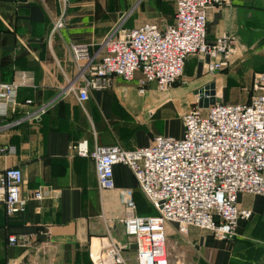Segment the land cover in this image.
Listing matches in <instances>:
<instances>
[{
    "label": "crops",
    "instance_id": "0c3cea01",
    "mask_svg": "<svg viewBox=\"0 0 264 264\" xmlns=\"http://www.w3.org/2000/svg\"><path fill=\"white\" fill-rule=\"evenodd\" d=\"M69 1L66 26L53 31L59 0H0V82L25 81L18 91L21 110L0 119V147H16L15 154L0 153V173L20 167L22 195L29 199L24 214L9 215L0 204V264H89L90 245L96 241L92 248L97 250L98 239L113 237L126 244L123 219L129 192L137 209L152 205L125 164L114 167L115 188L100 189L94 160L77 154L73 145L87 139L91 150L116 143L135 149L149 145L158 134L181 138L182 116L199 107V89L216 82L217 101L245 103L250 96L237 100L227 92L223 98L228 78L236 72L251 78L250 91L254 74L264 71V0H232L209 9L207 23L209 42L225 34L235 38L237 52L228 67L211 71L209 57L191 55L179 82L167 90L151 83L140 93L137 78L127 82L113 77L110 87L91 89L89 99L81 102L68 87L84 85L73 45L89 43L94 53L115 29L146 22L165 28L175 20V0ZM126 22L132 27L122 28ZM237 87L230 84V92ZM28 99L33 102L27 104ZM42 105L46 111L38 117L8 125ZM133 181L149 206L136 194ZM44 185L54 196L39 203L33 192ZM238 203L253 213L239 222L233 240L193 226L181 231L176 223L168 225L169 263L264 264V195L241 193ZM22 233H37L38 239L28 248L8 244L9 235ZM123 253L128 264H139L136 250L129 246Z\"/></svg>",
    "mask_w": 264,
    "mask_h": 264
},
{
    "label": "built area",
    "instance_id": "2783aa9c",
    "mask_svg": "<svg viewBox=\"0 0 264 264\" xmlns=\"http://www.w3.org/2000/svg\"><path fill=\"white\" fill-rule=\"evenodd\" d=\"M231 2L175 0V20L165 28L146 22L129 30L115 29L104 38L100 52L92 53L89 43L73 45L77 60L82 62L78 76L84 85L70 83L69 89L83 102L89 99L91 89H107L113 77H120L127 82L137 78L140 93L151 83L164 91L180 80L191 55L209 57L211 71L228 67L237 52L235 38L225 34L209 42L207 23L209 9ZM59 3L61 12L53 31L67 23L70 1ZM24 82V77L0 82V119L19 113L18 91ZM250 93L245 103L217 101L205 113L199 107L192 108L182 116L185 129L181 138L158 134L149 145L135 149L116 143L91 150L87 139L73 145L77 154L94 160L100 189H114V167L128 165L157 211L139 215L129 192L123 219L129 240L125 244L113 237L101 238L94 251L93 242V264H128L123 252L133 243L139 264H170L167 238L171 223L181 231L193 226L209 230L221 240L236 238L239 222L253 213L239 206V194L264 195V71L254 74ZM32 102L26 100L27 104ZM45 111V105L26 111L8 125ZM0 153L15 154L16 147L1 146ZM23 183L24 174L18 166L6 167L0 173V204L9 215L27 211L29 199L22 195ZM53 193L51 187L40 186L34 190L33 200L43 203L53 198ZM37 239V233L11 234L8 244L28 248Z\"/></svg>",
    "mask_w": 264,
    "mask_h": 264
},
{
    "label": "rangeland",
    "instance_id": "374dc122",
    "mask_svg": "<svg viewBox=\"0 0 264 264\" xmlns=\"http://www.w3.org/2000/svg\"><path fill=\"white\" fill-rule=\"evenodd\" d=\"M130 19V18H129ZM128 22H126L125 24H123L121 27L122 28H124L125 27V25L127 26V27H129V28H131L132 27V25L130 24V22L127 24ZM102 45H100V46H98V47H96V51L97 52H100V50H101V47ZM236 75L235 76H231V77H229L228 78V81H227V83H226V86H225V88H224V90H225V94L223 93V98H225V95L227 94V92H229V96H230V98H236L237 100H246V99H248V97L250 96V91H249V86H250V82H251V78H247V77H242V76H238V75H240V74H237V72L235 73ZM179 81H177L175 84H177ZM235 84L236 86H238L233 92H230V84ZM228 96V95H227ZM221 98H222V96H220ZM233 98V99H234ZM172 117H173V115H172ZM176 119V120H175ZM172 120H174V121H178V118L176 117H173L172 118ZM133 185H134V187H135V189L137 188V183H136V181H133ZM136 194L138 195V196H140L141 195V198L143 199V201H144V203L146 202V204L148 205V203H147V200H146V198L144 197V195L140 192V190H139V188L138 189H136ZM137 196V197H138ZM149 206V205H148ZM137 212L138 213H154L155 212V210L151 207V206H149V208L148 209H141L140 208V205L138 206V209H137ZM168 241H169V235H168V238H167V245H168ZM89 264H92V262H91V260H90V262H89Z\"/></svg>",
    "mask_w": 264,
    "mask_h": 264
},
{
    "label": "water",
    "instance_id": "95a60500",
    "mask_svg": "<svg viewBox=\"0 0 264 264\" xmlns=\"http://www.w3.org/2000/svg\"><path fill=\"white\" fill-rule=\"evenodd\" d=\"M199 107L200 108H208L210 105L215 104L217 102L216 97V82H211L199 89ZM130 248L133 250L137 249V245L135 243L130 245Z\"/></svg>",
    "mask_w": 264,
    "mask_h": 264
},
{
    "label": "trees",
    "instance_id": "16d2710c",
    "mask_svg": "<svg viewBox=\"0 0 264 264\" xmlns=\"http://www.w3.org/2000/svg\"><path fill=\"white\" fill-rule=\"evenodd\" d=\"M15 34H16V33H15ZM156 212H157V211H156V209H155V213H154V214H156ZM20 214H24V213H20ZM16 215H18V214H16Z\"/></svg>",
    "mask_w": 264,
    "mask_h": 264
}]
</instances>
